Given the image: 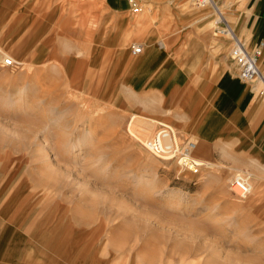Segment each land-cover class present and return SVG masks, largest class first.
Here are the masks:
<instances>
[{
	"label": "rangeland",
	"instance_id": "1",
	"mask_svg": "<svg viewBox=\"0 0 264 264\" xmlns=\"http://www.w3.org/2000/svg\"><path fill=\"white\" fill-rule=\"evenodd\" d=\"M192 1L154 0L147 17L108 0H0V59L17 62L0 67V264H264V159L238 142L243 125L201 145L126 83L147 37L228 59L209 3L232 28L241 1ZM249 119L256 132L264 109ZM159 122L197 142L198 172L143 145ZM238 173L245 198L229 188Z\"/></svg>",
	"mask_w": 264,
	"mask_h": 264
},
{
	"label": "crops",
	"instance_id": "2",
	"mask_svg": "<svg viewBox=\"0 0 264 264\" xmlns=\"http://www.w3.org/2000/svg\"><path fill=\"white\" fill-rule=\"evenodd\" d=\"M240 1L241 11L234 14L230 10L228 13L235 16L231 26L239 38L241 34L249 37V48L245 45L251 51L260 41L264 42V0ZM249 1L253 3L247 11L245 4ZM108 3L128 11L123 0H108ZM150 5L142 13L150 12ZM197 21L199 25L205 23ZM140 45L142 52L134 55L126 77L132 92L162 98L164 102L155 112L160 114L161 109L174 110V121L179 129L191 131L198 142L202 141L201 145L220 138L227 126L243 125L238 142L245 147L252 145L257 157L264 159V123L256 132H251L248 127L249 118L264 109V91L258 86H248L231 75L229 58L208 59L207 52L202 51L206 47L203 42L190 46L183 56L168 50L158 37H147ZM257 63L259 70L264 72V43ZM258 85L264 87L261 81ZM197 150L198 146L194 155L200 158ZM5 240L1 238V242Z\"/></svg>",
	"mask_w": 264,
	"mask_h": 264
},
{
	"label": "built area",
	"instance_id": "3",
	"mask_svg": "<svg viewBox=\"0 0 264 264\" xmlns=\"http://www.w3.org/2000/svg\"><path fill=\"white\" fill-rule=\"evenodd\" d=\"M128 7V11L133 15H139L143 11L149 9V5L154 0H123ZM208 0H193L194 6H202ZM216 35L229 36L231 46L228 51V58L232 64L234 75L242 82L251 84L253 83L260 70L258 67V57L261 55L263 43L259 42L252 51H249L245 43L240 40L228 26V24L218 18L215 20ZM142 45L133 44L131 52L133 55L142 52ZM0 67L16 68L17 62L12 56H3L0 59ZM143 145L148 149L151 154L161 158L174 159L181 167L191 170L194 173L199 171L201 166L194 155L197 147V142L190 138L180 140L176 130L165 122H159L151 137L147 139ZM230 190L238 198H245L251 193V185L249 178L246 175H235L230 183Z\"/></svg>",
	"mask_w": 264,
	"mask_h": 264
},
{
	"label": "bare ground",
	"instance_id": "4",
	"mask_svg": "<svg viewBox=\"0 0 264 264\" xmlns=\"http://www.w3.org/2000/svg\"><path fill=\"white\" fill-rule=\"evenodd\" d=\"M209 1H212V0H209ZM214 2L212 1V3L210 2L209 4L211 5V7H212V9H213V11L218 15V16H220L221 17V19L222 20H224L223 18V13H222V11H220V9L222 8V7H220L219 5H218V3L215 5V4H213ZM206 6V5H205ZM151 7V6H150ZM155 9H153V7H151V11L150 12H147L146 13V15L147 14H149V15H147V17H151V13H153L152 11H154ZM155 14H153V16H154ZM146 17V18H147ZM223 17V18H222ZM145 18V19H146ZM153 18V17H152ZM156 18V17H155ZM131 22V21H130ZM226 22V21H225ZM227 24H228V26L230 27V25H229V23L228 22H226ZM138 24V23H137ZM140 27V26H139ZM231 28V27H230ZM232 29V28H231ZM232 31L234 32V34L238 37V35L235 33V31L232 29ZM239 38V37H238ZM240 39V38H239ZM241 40V39H240ZM261 42V41H260ZM263 42V41H262ZM264 43V42H263ZM259 44V43H258ZM258 46V45H257ZM259 67V66H258ZM262 83H264V75H263V73L260 71V74L258 75V77H257ZM196 160V159H195ZM198 163H200L201 164V166L203 165V162H201V161H199V160H196ZM207 165V167L208 168H210L211 166H212V163H207L206 164ZM250 185H251V183H250ZM251 188H252V185H251Z\"/></svg>",
	"mask_w": 264,
	"mask_h": 264
}]
</instances>
